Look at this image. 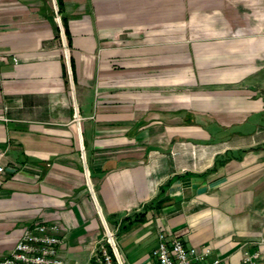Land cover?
<instances>
[{"label": "crops", "instance_id": "1", "mask_svg": "<svg viewBox=\"0 0 264 264\" xmlns=\"http://www.w3.org/2000/svg\"><path fill=\"white\" fill-rule=\"evenodd\" d=\"M0 151V258L45 221L70 264H264V0H0Z\"/></svg>", "mask_w": 264, "mask_h": 264}, {"label": "built area", "instance_id": "2", "mask_svg": "<svg viewBox=\"0 0 264 264\" xmlns=\"http://www.w3.org/2000/svg\"><path fill=\"white\" fill-rule=\"evenodd\" d=\"M57 19L60 21L59 14ZM59 36L66 47L62 27ZM4 171L5 168L0 163V176ZM64 237L65 229L58 222L35 221L25 225L13 248L0 258V264H70L59 252V245ZM93 255L97 264H115L116 261L121 264L112 232L108 229L105 243L99 242ZM209 255V246L197 249L193 245H187L180 236L159 230L157 241L150 249L152 260L147 264H220L218 257L208 260ZM258 257L257 251L246 253L239 264H262Z\"/></svg>", "mask_w": 264, "mask_h": 264}, {"label": "trees", "instance_id": "3", "mask_svg": "<svg viewBox=\"0 0 264 264\" xmlns=\"http://www.w3.org/2000/svg\"><path fill=\"white\" fill-rule=\"evenodd\" d=\"M57 5H58V12H60V5H61V0H57ZM63 20V19H62ZM66 31V28H65Z\"/></svg>", "mask_w": 264, "mask_h": 264}]
</instances>
